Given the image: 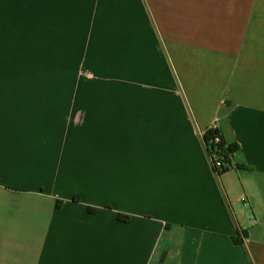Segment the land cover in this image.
<instances>
[{
	"label": "crops",
	"instance_id": "obj_1",
	"mask_svg": "<svg viewBox=\"0 0 264 264\" xmlns=\"http://www.w3.org/2000/svg\"><path fill=\"white\" fill-rule=\"evenodd\" d=\"M0 2V264H264V0ZM69 33L93 88L37 71Z\"/></svg>",
	"mask_w": 264,
	"mask_h": 264
},
{
	"label": "rangeland",
	"instance_id": "obj_2",
	"mask_svg": "<svg viewBox=\"0 0 264 264\" xmlns=\"http://www.w3.org/2000/svg\"><path fill=\"white\" fill-rule=\"evenodd\" d=\"M4 3L0 2V15L4 13ZM19 18H7L0 16V41H3L1 54L7 55L11 45L15 44V47L20 49L21 57H29L30 48L28 43L27 33H20L16 31V28L21 27ZM78 35L75 33H69L66 35L63 51L61 49H55L49 55L52 65H45L44 51L39 50L37 52V71L38 72H50L53 74L63 75L68 79H75L74 82H68L70 88H77L76 85H80V88H93V81L97 79L94 72L85 64L86 58L84 56V49L78 50ZM39 39V37H38ZM57 47L60 44L56 41ZM55 47V46H54ZM41 62V64H39ZM46 70V71H45Z\"/></svg>",
	"mask_w": 264,
	"mask_h": 264
},
{
	"label": "built area",
	"instance_id": "obj_3",
	"mask_svg": "<svg viewBox=\"0 0 264 264\" xmlns=\"http://www.w3.org/2000/svg\"><path fill=\"white\" fill-rule=\"evenodd\" d=\"M209 131L212 134L210 135L208 141L206 142V148L208 150V154L211 159L212 166L214 167V169L217 170L224 169L225 167H230V165L226 164L223 161L222 153L226 145L224 147L218 145L222 140V135L216 123H212L211 125H209L205 130L204 134ZM231 164H232L231 166L234 167V163L232 162Z\"/></svg>",
	"mask_w": 264,
	"mask_h": 264
},
{
	"label": "trees",
	"instance_id": "obj_4",
	"mask_svg": "<svg viewBox=\"0 0 264 264\" xmlns=\"http://www.w3.org/2000/svg\"><path fill=\"white\" fill-rule=\"evenodd\" d=\"M211 134L212 133L210 131L204 134L203 139H204L205 145H206V142L208 141V138L210 137ZM218 145L221 147H224L226 145V147L223 149L222 156H223V161L226 164L230 165V167H225L224 169H221V170L214 169V167H213L214 171L216 173L220 174V173L232 168V166H231L232 165L231 163L233 162L232 156H233V153L238 149V146L234 145V144H232V145L226 144L224 142L223 138ZM119 217L121 218V216H119ZM124 218H127V217L125 216Z\"/></svg>",
	"mask_w": 264,
	"mask_h": 264
}]
</instances>
